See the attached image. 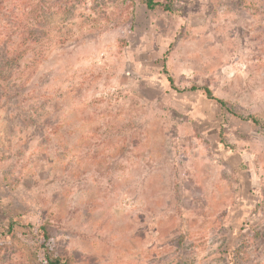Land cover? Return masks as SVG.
<instances>
[{
  "label": "rangeland",
  "instance_id": "374dc122",
  "mask_svg": "<svg viewBox=\"0 0 264 264\" xmlns=\"http://www.w3.org/2000/svg\"><path fill=\"white\" fill-rule=\"evenodd\" d=\"M158 1L0 0V264H264V0Z\"/></svg>",
  "mask_w": 264,
  "mask_h": 264
},
{
  "label": "trees",
  "instance_id": "16d2710c",
  "mask_svg": "<svg viewBox=\"0 0 264 264\" xmlns=\"http://www.w3.org/2000/svg\"><path fill=\"white\" fill-rule=\"evenodd\" d=\"M147 9L154 10L158 7H161L164 11L171 12V6L169 4L161 5L158 0H139ZM171 1V0H166ZM25 38L24 40H28L34 35L33 28H26L22 34ZM26 35V36H25ZM25 52V51H24ZM23 59V51H14L12 53H7L6 51H0V82H8L11 80L13 74L12 71L19 67V62ZM167 80L171 86H173V81L170 77H167ZM178 90V89H175ZM190 90H196V88L191 87ZM204 95L207 99L214 101L221 109H226V102L214 97L212 91L208 88L203 89ZM248 121H250L254 126L259 127L264 133V125H261L260 122L254 118L249 117ZM18 226H21L20 223H13L12 221L9 223L7 228V235H13L14 231ZM48 225L43 223L40 227V232L37 235V238H34L35 245L38 249L42 250L43 257L46 261V264H72V259L67 256H59L53 255L49 249V240L50 236L47 230ZM1 246V243H0Z\"/></svg>",
  "mask_w": 264,
  "mask_h": 264
}]
</instances>
